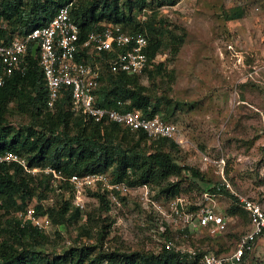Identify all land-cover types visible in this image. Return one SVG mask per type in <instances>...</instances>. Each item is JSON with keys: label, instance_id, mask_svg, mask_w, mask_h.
<instances>
[{"label": "rangeland", "instance_id": "obj_1", "mask_svg": "<svg viewBox=\"0 0 264 264\" xmlns=\"http://www.w3.org/2000/svg\"><path fill=\"white\" fill-rule=\"evenodd\" d=\"M94 1L68 0L80 6ZM125 1L117 3L122 7ZM146 1L149 4L143 9L132 6L131 13L148 38L161 39L152 65L160 70L151 67V76H137L136 85L150 105H157L156 114L180 129L183 139L176 149L164 146L161 151L178 165L196 170L204 179L199 185L208 187L219 184L220 167L213 162L222 158V174L230 186L214 198L224 211L225 231L213 236L197 231L182 238L170 230L167 235L175 248L227 255L247 228V218L238 209L233 193L264 209V0H174L172 5L163 0ZM31 2L22 0L23 8L28 9ZM149 24L152 30L147 33L145 26ZM6 100L0 111V127L21 133L39 130L45 109L38 113L28 102ZM82 130L104 140V129L93 131L85 126ZM67 131L71 135L81 132L71 124ZM112 142L122 147L136 142V152L142 157L156 149L137 136L127 139L121 131L112 135ZM202 156L210 162L203 163ZM34 178L31 197L23 209L52 205L50 227L43 233L42 244L34 245L36 252L49 259L62 250L90 247L83 264L95 255L115 251L156 254L154 215L141 210L133 198L109 213L87 192L78 216L66 213L59 222L57 214L67 197L61 191H47L38 183L39 178ZM176 180L186 190L183 197L187 202L196 203L200 191L181 177L169 179ZM4 200L0 195V244L12 242L5 220L13 219L19 211L12 207L5 210ZM102 264H106L105 259ZM243 264H264V238L256 241Z\"/></svg>", "mask_w": 264, "mask_h": 264}, {"label": "trees", "instance_id": "obj_2", "mask_svg": "<svg viewBox=\"0 0 264 264\" xmlns=\"http://www.w3.org/2000/svg\"><path fill=\"white\" fill-rule=\"evenodd\" d=\"M163 1L168 5L174 4V0ZM66 3L68 0H32L28 9H25L22 6V0H0V36L6 38L8 32L17 31L23 34L33 28L44 26ZM148 4L146 0H133V2L127 0L122 7L118 5L117 0H95L87 6L71 2L69 16L79 27L80 39L92 29H99L101 22L118 25L126 33L144 34L147 39L145 55L150 64L144 73L151 76V70H149L151 67L156 71L160 70L155 66L153 68L152 65L161 46V39L157 38L158 36L148 38L144 30L138 29L139 24L134 21L131 13L132 6L139 10ZM145 30L147 33L151 32V24L146 25ZM26 59L28 65L24 74L12 75L0 86V111L6 99L28 102L31 107L36 108L38 113L41 108L45 109L42 73L36 64V59L29 52ZM136 78L137 76L122 73L113 75L104 72L101 85L96 92L97 105L117 109L119 106L116 103L119 102L124 109L139 110L144 117L150 118L155 115L157 105H150L147 96L142 94L136 85ZM68 100L69 96L66 91L55 103L53 111L44 110L38 131L28 129L25 133L10 132L0 127V153L5 151L16 153L25 158L28 167H50L59 171L63 176L106 173L108 169H111L108 173L113 181H124L129 186L146 184L154 189L157 198L185 194L186 190L181 189L179 181H169L171 177H181L182 181L185 180L188 184H192L198 192L202 190L193 181L196 179L203 183L202 175L190 167L178 165L161 151L164 146L177 148L171 140L149 141L140 131H130L114 123H99L83 116L73 115L68 108ZM68 124L80 128L81 132L69 134ZM85 126L93 131H98L99 128L104 129V136L102 135L104 140L101 142L98 138L85 135L82 130ZM120 131L127 135L129 140L137 136L138 139L151 142L156 147L155 151L142 157L136 152V142L126 147L113 143L112 135ZM36 176L39 178L38 183L47 191L67 188L66 184L53 185L50 175L43 173L31 175L15 164L0 163V195L5 196L3 206L5 210L11 207L13 211L23 209L27 199L31 197L30 184ZM217 185L211 187L206 185L205 190L216 193L215 186ZM223 189L220 188L219 192ZM89 195L97 200L104 211H107L108 206L101 194L92 192ZM51 206L43 209L41 205H36L34 208L36 215L46 213L51 221ZM238 209L244 213L240 208ZM79 212L78 208L71 204L70 198L62 200V206L57 214L58 221L61 222L66 213L68 216L70 214L78 216ZM5 222L11 230L13 239L11 243L0 244V264H83V261L90 255V247L69 248L53 254L48 259L43 252H36L33 248L34 245L39 246L42 244L41 241L45 240L43 231L29 223L20 226L15 217ZM202 253V251H197L195 259L185 263L173 250H161L155 255L137 252L123 254L115 251L112 254L95 255L86 264H102L103 259L106 260V264H112L114 260L118 264H196ZM245 258L246 256L240 264H243Z\"/></svg>", "mask_w": 264, "mask_h": 264}, {"label": "built area", "instance_id": "obj_3", "mask_svg": "<svg viewBox=\"0 0 264 264\" xmlns=\"http://www.w3.org/2000/svg\"><path fill=\"white\" fill-rule=\"evenodd\" d=\"M70 4L68 2L60 7L44 26L23 34L8 32L6 38L0 36V86L12 75L24 74L28 65L27 54L29 52L31 55L34 47L31 56L36 59L42 73L46 111H53L57 100L67 91L68 108L73 115L99 123H114L130 131H140L149 141L168 139L176 145L183 144L180 129L163 121L158 114L144 117L139 110L124 109L119 102L116 103L119 106L117 109L97 105L96 92L104 72L140 76L150 67L145 55L147 39L144 34L126 33L120 26L104 22L99 24V29H92L80 39L79 27L69 16ZM201 161L210 162L206 156H202ZM0 163L15 164L31 175H50L53 185L66 184L67 188L56 191L70 198L71 204L78 210L83 208L82 202L87 192L101 194L109 213L121 208L127 198H133L141 210L154 215L155 253L173 250L185 263L194 260L197 252L191 248H175L171 236L167 235L172 233L170 230L186 238L197 231L213 236L226 229L224 211L214 202L220 188L230 189L222 174V158L213 162L220 167L216 193L208 192L205 190L206 185L200 186L201 183L193 179L202 189L196 203H188L182 195L157 198L150 186H129L124 181H113L108 172L63 176L50 167H28L25 158L13 152L0 153ZM233 195L237 199V206L246 215V231L227 255L202 251L196 264H240L244 256L252 251L256 241L264 238V209L254 201L235 193ZM15 217L20 226L29 223L43 232L50 227L47 214L36 215L31 206L16 211Z\"/></svg>", "mask_w": 264, "mask_h": 264}, {"label": "water", "instance_id": "obj_4", "mask_svg": "<svg viewBox=\"0 0 264 264\" xmlns=\"http://www.w3.org/2000/svg\"><path fill=\"white\" fill-rule=\"evenodd\" d=\"M33 52H34V47H32V49H31V55L33 54Z\"/></svg>", "mask_w": 264, "mask_h": 264}]
</instances>
